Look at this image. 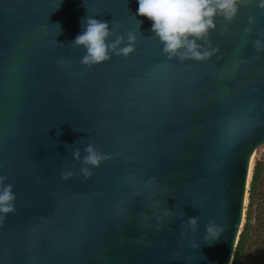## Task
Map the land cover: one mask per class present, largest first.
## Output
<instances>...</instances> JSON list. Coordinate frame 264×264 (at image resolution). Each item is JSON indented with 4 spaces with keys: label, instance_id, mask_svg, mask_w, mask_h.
<instances>
[{
    "label": "water",
    "instance_id": "1",
    "mask_svg": "<svg viewBox=\"0 0 264 264\" xmlns=\"http://www.w3.org/2000/svg\"><path fill=\"white\" fill-rule=\"evenodd\" d=\"M242 4L216 19V54L181 62L136 0H0V176L15 194L0 264H232L264 145V9ZM85 17L110 40L134 33V52L82 65ZM88 144L107 159L84 178L72 151Z\"/></svg>",
    "mask_w": 264,
    "mask_h": 264
},
{
    "label": "clouds",
    "instance_id": "2",
    "mask_svg": "<svg viewBox=\"0 0 264 264\" xmlns=\"http://www.w3.org/2000/svg\"><path fill=\"white\" fill-rule=\"evenodd\" d=\"M136 16L146 17L151 22V35L161 44V53L168 60L199 61L210 59L217 53L211 41L210 32L215 30V21L222 18L232 21L238 14L239 5L244 0H136ZM258 7L264 9V0H258ZM138 24L140 23L139 20ZM251 23V18L249 20ZM59 25V24H58ZM112 35L108 21L96 17H85L82 31L71 41V45L83 50L80 58L82 65L91 67L101 65L113 55L127 58L135 50L137 37L129 32L126 36ZM126 41V42H125ZM57 42V41H56ZM257 53L264 50V40L253 41ZM72 151V158L82 165L80 173L84 178L91 175V168L98 167L107 157L99 153L94 145ZM72 173H61L62 179H68ZM6 177L0 176V219L15 211V194L11 184L5 183ZM196 224L195 217H189ZM207 243L218 240L215 225L206 227Z\"/></svg>",
    "mask_w": 264,
    "mask_h": 264
},
{
    "label": "rangeland",
    "instance_id": "3",
    "mask_svg": "<svg viewBox=\"0 0 264 264\" xmlns=\"http://www.w3.org/2000/svg\"><path fill=\"white\" fill-rule=\"evenodd\" d=\"M257 162L260 163V179L255 188L254 201L251 207V221H249V237L244 264H264V145L258 147L254 155L242 231L245 227L244 224L248 222L246 216L251 202V179Z\"/></svg>",
    "mask_w": 264,
    "mask_h": 264
},
{
    "label": "trees",
    "instance_id": "4",
    "mask_svg": "<svg viewBox=\"0 0 264 264\" xmlns=\"http://www.w3.org/2000/svg\"><path fill=\"white\" fill-rule=\"evenodd\" d=\"M260 163H256L254 166L253 170V176L251 180V188H250V206L249 210L247 212V223L244 224V229L240 234L239 242L237 244L236 252L234 254V259L232 264H244L245 262V252H246V247H247V242H248V237H249V221H251V207L253 205L254 201V194H255V188L258 184V181L260 179V169H259Z\"/></svg>",
    "mask_w": 264,
    "mask_h": 264
},
{
    "label": "snow or ice",
    "instance_id": "5",
    "mask_svg": "<svg viewBox=\"0 0 264 264\" xmlns=\"http://www.w3.org/2000/svg\"><path fill=\"white\" fill-rule=\"evenodd\" d=\"M239 6H240V7H243V4L241 3ZM101 66H102V65H101Z\"/></svg>",
    "mask_w": 264,
    "mask_h": 264
},
{
    "label": "bare ground",
    "instance_id": "6",
    "mask_svg": "<svg viewBox=\"0 0 264 264\" xmlns=\"http://www.w3.org/2000/svg\"><path fill=\"white\" fill-rule=\"evenodd\" d=\"M255 155V154H254ZM251 167H253V161H252V166Z\"/></svg>",
    "mask_w": 264,
    "mask_h": 264
}]
</instances>
